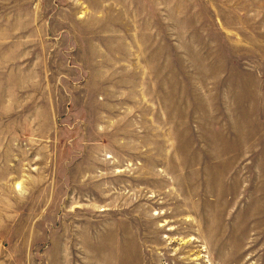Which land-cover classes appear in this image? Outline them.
I'll list each match as a JSON object with an SVG mask.
<instances>
[{"label":"rangeland","instance_id":"rangeland-1","mask_svg":"<svg viewBox=\"0 0 264 264\" xmlns=\"http://www.w3.org/2000/svg\"><path fill=\"white\" fill-rule=\"evenodd\" d=\"M0 264H264V0H0Z\"/></svg>","mask_w":264,"mask_h":264}]
</instances>
